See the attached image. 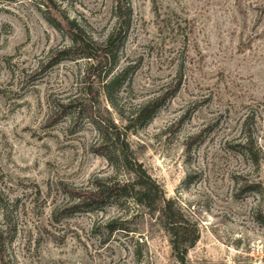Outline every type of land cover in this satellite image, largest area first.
Returning a JSON list of instances; mask_svg holds the SVG:
<instances>
[{
  "label": "rangeland",
  "instance_id": "obj_1",
  "mask_svg": "<svg viewBox=\"0 0 264 264\" xmlns=\"http://www.w3.org/2000/svg\"><path fill=\"white\" fill-rule=\"evenodd\" d=\"M129 4L117 67L128 74L113 106L99 92L95 108L124 127L140 105L162 98L127 140L165 198L198 227L185 264H264V0ZM113 6L0 0V264H179L146 215L125 218L128 232L108 236L104 222L118 208L71 209L73 193L113 171L93 152L88 116L57 117L58 105L81 93L85 61L53 64L69 39L47 18L65 15L101 42L115 23ZM244 135L258 165L237 146ZM244 183L256 188L239 191Z\"/></svg>",
  "mask_w": 264,
  "mask_h": 264
},
{
  "label": "trees",
  "instance_id": "obj_2",
  "mask_svg": "<svg viewBox=\"0 0 264 264\" xmlns=\"http://www.w3.org/2000/svg\"><path fill=\"white\" fill-rule=\"evenodd\" d=\"M113 29L104 39L97 42L90 38L83 28L74 20L60 14V20L49 16V24L69 39V45L59 51L58 60L67 58L85 61L82 71L81 93L65 104H59L57 117L71 114L77 119L85 114L91 121L97 134L93 152L107 162L113 174L109 177H95L90 189L81 193H73L75 197L71 209L92 213L106 206H115L120 215L104 222V230L108 236L115 232H125V218L146 215L149 220L165 231L169 238L171 255L179 264H185L188 250L199 240L197 225L191 221L174 199H167L159 185L147 174L142 164L137 161L128 143V135L137 124L149 121L159 108L162 98L157 97L140 105L127 119V125L118 126L110 117H102L95 108L99 92L104 99L112 103L114 88H119L128 74V67L117 69L119 50L123 46L131 23L129 0H113ZM71 56V57H69ZM176 83L171 96L178 90ZM97 88V89H96ZM88 102V103H86ZM254 165H258V150L249 135L237 143ZM124 175L119 179L118 175ZM256 186L244 183L239 191L254 190ZM127 205H133L136 211L131 212Z\"/></svg>",
  "mask_w": 264,
  "mask_h": 264
}]
</instances>
